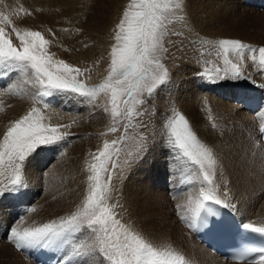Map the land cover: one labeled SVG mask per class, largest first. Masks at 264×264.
<instances>
[{"label": "bare ground", "instance_id": "6f19581e", "mask_svg": "<svg viewBox=\"0 0 264 264\" xmlns=\"http://www.w3.org/2000/svg\"><path fill=\"white\" fill-rule=\"evenodd\" d=\"M93 1L0 0V12L8 15L11 19L12 25L4 26L13 43L18 47L11 28L15 26L22 31L34 30L31 18L36 13L31 11V7L34 10H40L38 14L41 18L36 19L38 22L43 20L53 22L54 15H57L54 11L60 15H65L66 11L72 14L73 7H76L75 13L80 12L82 11L79 9L81 4L86 6ZM118 1L120 0H116V2ZM216 3L202 0L185 1L184 11L188 20L185 30L189 31L186 35H182L187 38L188 46L191 45L194 49H200L202 52L216 53L217 50L215 51L214 46H218L219 40L238 39L246 44L264 47V0H224L223 4ZM70 19L72 20V16ZM87 19L89 18L87 17ZM62 26L64 28L61 32L65 33L68 26L61 25L60 28ZM74 41H76L75 38L65 39L61 43L63 45L60 46L64 47L65 44L68 45ZM202 43H206L207 46L203 47ZM55 50L59 52L58 47ZM197 52L192 55L195 56ZM250 55L246 53L244 60H251ZM230 56L235 57L229 53V58ZM218 58H220L219 55ZM236 59L238 58L235 57ZM174 61L176 60L170 62ZM184 61L180 65L178 64V67H172L174 75L171 76L169 85H171L173 99L171 97L170 103L172 102L173 106L177 105V108L182 110L197 138L212 149L216 164L213 169L209 170L212 174L211 185L204 181L201 174L199 178L197 177V181L194 179L195 184L191 185V188L176 193L175 189L179 185L178 180L170 181L169 177L174 173L170 176L164 174L163 157L162 161L160 158V162H156L157 157L156 159L152 158V161L156 163L149 168L153 170H148L146 162L148 157L146 158L143 151L138 154L135 151L133 155L129 156L124 145L117 157V167L112 175L108 203L115 208L116 218L122 224L142 235L157 248L171 247L178 251L185 257L186 264H247L250 262H228L209 252L196 241L190 230L189 221L184 219L181 223L178 221V217L172 216V213L177 210L180 217L190 216V212H188L189 198H196L201 188L207 190L210 187L214 190L217 198L223 204H227L242 222L264 226V145L259 139L260 126L264 123V72L260 71L261 73H259L244 63L239 66L242 73L239 77L241 80L229 75L227 76L228 80L225 81L237 79L242 81L247 74H251L250 77H246V81H243L244 88L242 82L240 83L243 89H240V86L237 89H220L221 85L220 88H210L199 85L197 82L199 80L194 81L195 79L192 77L185 76V72L187 70L190 72L193 66L190 59ZM193 69L191 72L195 73L196 71ZM31 80L30 72L24 75L16 70L0 67V101L1 103L6 102L5 106L8 105L0 111V140L11 123L26 115L32 108L40 110L45 117L44 123L46 124L53 112L62 113L57 109H49V104L41 106L35 102L37 99L31 88ZM34 103L37 105L32 106ZM86 109L88 111V108ZM170 111L171 117H173V109ZM91 123L93 128L99 125L96 115L92 118ZM60 132L64 133L63 130ZM95 132L97 131L93 130L92 135L86 136L84 135L85 131L76 130V134L73 132L71 135L74 137L80 135L78 138L66 140L63 145H56L57 148L42 146L23 162L22 186L18 188L17 193L23 195L28 187L27 192H31L33 197L30 209H35V211L29 209L27 211L29 214L25 216L27 219H22L14 227L39 226L42 223L58 220L60 217L71 215L78 206L82 205L89 182L84 180V171L81 169L88 160L89 154L92 156L96 154L94 150H97L98 153L101 148V145L95 143L96 140L93 141L97 137ZM126 155L130 158L126 159ZM125 160H128L129 163L125 164ZM154 170L159 172L158 176H155L156 178L150 176ZM11 178L10 170L0 175V200L5 195L6 186L10 184ZM188 179L192 183V180ZM171 186L172 192L169 193L167 189ZM172 193L175 194V197L172 196ZM169 197H173V202H170ZM178 205L181 207L178 208ZM168 210L172 213L167 212ZM2 226L4 225L2 224ZM94 242L95 236L88 230L72 237V243L93 244ZM9 245L0 242L1 263L33 264L30 258H27L28 255L25 257L21 253L13 252ZM63 247L65 249H63V260L67 259V264H91V260L102 257L98 251L94 253L91 260L87 256L77 257L72 254L71 244H65ZM60 252L61 250H59ZM104 264H108V262Z\"/></svg>", "mask_w": 264, "mask_h": 264}, {"label": "snow or ice", "instance_id": "6c2138e0", "mask_svg": "<svg viewBox=\"0 0 264 264\" xmlns=\"http://www.w3.org/2000/svg\"><path fill=\"white\" fill-rule=\"evenodd\" d=\"M182 7V0H131L123 11L117 25L116 44L111 49V67L107 78L94 88H87L77 77L81 70L63 60H54L48 53L50 43L39 31L26 30L21 33L15 26L11 31L19 41L17 47L10 38L4 25H12L8 15L0 12V67L16 70L24 75L31 72L32 83L42 89L40 96H50L54 92L78 93L81 96L95 98L98 92H104L111 98V114L121 115L120 102L127 107L126 115L132 117L135 105L145 101L137 99L146 88L150 95L156 87L163 84L168 76L167 69L159 59L164 38L166 14ZM219 55L223 57L224 76L239 78L242 73L239 64L229 58V53L243 62L245 54L264 67V47L258 49L238 39L218 41ZM221 69L216 70L217 76ZM211 78V77H210ZM45 117L38 108H32L26 115L11 123L0 140V175L10 170L12 178L6 186L15 191L22 186L23 162L42 146L55 145L65 139L66 134L59 128L44 123ZM110 131H117L112 128ZM264 132V128L261 129ZM168 143L180 151L191 163L197 165L205 182L212 183L209 170L216 164L211 148L201 143L192 131L188 120L180 113L168 119L166 125ZM118 141L105 142L103 148L93 155L87 170L91 173L88 191L82 205L67 217H60L32 227H14L10 240L17 249L62 247L71 244L74 256L93 257L97 251L108 264H186L185 257L171 247L157 248L142 235L129 229L116 218L115 208L108 203L111 193L113 171L117 163L113 157H119ZM144 145L136 147V154ZM129 156L133 153L129 152ZM129 163L128 160L124 161ZM111 165V167H109ZM106 177V178H105ZM222 202L212 188H201L196 198H189L190 216L182 217L189 221V227L197 228L202 214H214L212 205ZM181 207L178 205V208ZM227 207V204L224 205ZM35 211V209H30ZM245 229L264 234V226L245 224ZM88 230L95 236L93 244L72 243V237ZM254 253L258 260L253 264H264V247H249L238 253L236 259L245 261ZM91 264H95L91 260Z\"/></svg>", "mask_w": 264, "mask_h": 264}, {"label": "rangeland", "instance_id": "374dc122", "mask_svg": "<svg viewBox=\"0 0 264 264\" xmlns=\"http://www.w3.org/2000/svg\"><path fill=\"white\" fill-rule=\"evenodd\" d=\"M185 1L186 0H182L181 8L175 9L173 12L166 14V20L164 22L165 27L162 29L165 35L162 41L163 50L159 54V59L163 64L164 68L167 69L168 72L167 79L163 84L156 87L155 90L150 95L148 94L146 88L142 91L141 94L138 95L137 99H142L145 102L142 105L139 104L135 105V111L132 117H128L126 115L128 106L124 105L123 100H121L120 102L121 115L118 117H113L111 114L110 95L104 92H98L97 96L94 99L86 96H81L78 93L54 92L52 95L56 97L55 104H53L55 102L54 96H45V97L54 98V102L50 103L49 105L42 104V102L37 103L35 101L37 104L41 106L48 105V107H50L49 109L51 110L57 109L60 112H62V113L53 112L50 116V119H48L47 124H50L51 126L53 125L54 127L64 126V127H60L59 131L63 130L64 133L67 134V136L63 141L55 145H48V147L57 148L55 147L56 145H63V142H65L66 140L70 141L72 140V138L73 139L78 138L80 135L75 137L71 135V133L73 132L76 134V130L85 131L86 133L84 135L86 136L92 135L93 130H95L98 132V133L95 132L98 138L97 137L94 138L93 141L96 140L95 143L101 145L100 150L103 148L105 142L111 144V142L114 140L118 141L116 147L120 149V152L123 146L124 145L126 146L127 148L126 153L127 152L135 153L136 147L139 144H143L144 150L142 151L146 156V158L148 157L146 161L148 170H153L149 168L153 167L156 162H160L159 161L160 158L162 161V157H163L165 164L164 174L166 173L170 176V174L172 175L174 173V175L169 177L171 182L176 181L175 177L177 176L179 185L175 189L176 193H178V191H183V189L185 191L186 189L191 188V185L195 184L194 179L195 181H197V179L201 176V172L199 173L200 171L199 167L193 163H190V161L186 157L182 156V154L178 149L173 148L169 145L168 137L166 133V125L168 119L171 118V111H170L171 109H173V115L178 112L184 116V113L182 112L181 109L177 108V105L173 106V103L172 102L170 103L171 97L173 99V96L171 94L173 92H171V88H170L171 85H169V82L172 79L171 76L174 75L172 67H178L181 63L185 62L184 61L185 59H190L193 62V63L190 62L191 65L193 66L192 69L195 68L193 70H195L196 72L194 71L195 73H192L191 72L192 69H190V72H188L187 70L186 71L187 73L185 72V76L187 75L188 77H192V79H195L194 81L199 80L197 82L199 83V85H202L203 87L220 88L222 86L220 89H226V88L237 89L239 88V86L240 89H243L244 88L243 81H246L247 80L246 77H250L251 74L250 75L247 74L245 79H243L242 81H239V79L241 80V78H239L234 81L231 80L225 82L228 79L227 77L224 76L223 72H220L219 76H217L216 74V70L218 68L221 69V71L225 68V65L223 63V57L218 54L219 49H217L218 48L217 45L214 46L215 51L217 50L216 53L202 52L200 49H194L193 47H191V45L190 46L187 45L188 44L187 38L182 35V34L186 35L187 32L189 31V30L187 31L185 30L186 26L188 25L187 22L188 20L184 11ZM202 1L204 2L213 1V4H215L216 2L217 3L221 2V4H223L222 2H224V0H219V2L218 0H207V1L202 0ZM130 2L131 0H120L118 2H116V0H94L93 2L88 3L86 6L84 4H81L82 6H80L79 9H82V11L80 12L78 11L75 13L76 7H73L72 14H69L68 11L66 10H65L66 11L65 15H60V13L54 11L57 15H54L55 20H53V22H48V20L47 21L43 20L41 22H38V20L36 19L41 18V16H39L38 14L40 10L39 9L34 10V8L31 7V11L33 10L36 13L31 18L32 27L34 29L32 31H39L40 33L43 34V36L47 40H49L50 43L46 47L48 53L53 56L54 60H63L69 65L79 68L81 70V74L77 77V79L81 83H84L87 88L91 89L102 83L109 74L111 67V49L116 44L115 36L117 32V25L119 24V21L122 18L123 11L126 9L127 5ZM71 16H72V20L70 19ZM87 17L89 19H87ZM61 25L68 26V29H66L65 33L61 32L62 29L64 28L63 26L62 28H60ZM20 31L21 33L24 32L22 30ZM67 32L69 33L68 35ZM74 38L76 39V41L70 42V44L68 45L65 44L64 47L60 46L63 45L61 44L63 43L62 42L63 40L65 39L71 40ZM15 40H17V45L19 47L20 45L18 39L15 38ZM203 44L204 43H202L203 47L207 46L206 43L204 45ZM52 46L53 49H51ZM252 46L257 49L260 47L259 45H252ZM56 47L59 48L58 50L59 52L55 50ZM55 52L57 55L55 54ZM196 52L197 54L193 56ZM218 55L220 58H218ZM256 55H257V62L255 63L252 60H243V62H241L239 61V59L235 60V57L230 56V58L234 63L239 64V66L241 64L246 63L250 65L249 68L256 69L257 72L263 73L264 67L260 66L258 63L259 53L257 52ZM172 60H176L177 62L176 61L170 62ZM32 80H31V88L33 93L37 95L42 89L39 87V85L32 83ZM236 81L237 83H234ZM240 83L243 85L242 86L243 88L241 87ZM225 84L227 85L225 86ZM235 84L237 85V87ZM36 103H34L32 106H36L37 105ZM5 105L6 102L1 103L0 101V107H2L0 108V111L4 110V108L8 106ZM86 108H88V111ZM58 115L60 116L57 117ZM95 115L97 116L99 125L93 128V124L91 123V121L92 118L95 117ZM112 128H116L117 131L115 132L110 131ZM201 141L202 140H200V142ZM126 143H128V145H126ZM94 152L97 153V150H94ZM92 156L91 154H89L88 160L85 162L83 168L81 169L84 171V180L86 182H89L87 177L91 175V173L87 170V168L88 165L91 163ZM156 157L158 158V160L156 162H153L152 158L156 159ZM129 158L130 157L126 155V159ZM113 160L117 163L116 156L113 157ZM191 166H193L194 168ZM109 167H111V165H109ZM197 172L198 175H196ZM151 173L150 176L156 178L159 172H156V170H154ZM185 177L187 180L185 179ZM182 178H184L185 180L184 179L182 180ZM188 178L192 180V183L189 182ZM17 190L15 191L7 190L5 195L1 197L2 200H0V202L2 201L0 203L1 206L0 239L2 238L0 242L10 244L9 248L11 247L10 248L11 250H13L15 246L14 243L10 240L11 230L22 219H24L27 214H29V212L27 213V211H29L30 209V205L33 198L31 192H27L28 187L26 188V191L23 195H19L17 193ZM21 190L23 191L22 187ZM167 190L169 191V193H171L172 186L169 187ZM172 196L175 197V194L172 193ZM172 198L169 197L170 202H173ZM22 206L25 207L23 211H21ZM19 208L21 212L19 211ZM169 211L170 210H168L167 212ZM170 212L172 213V211ZM162 214L161 216H163ZM172 216H176V218L178 217V221L181 223L184 220L182 219V217H180V214L177 210L173 211ZM2 224L4 226H2ZM7 224L9 225L7 226ZM63 251H61L60 253H62ZM13 252H15V250H13ZM22 255L27 257V254L25 253ZM27 258L29 259V257ZM94 262L95 264H99V262L100 264L107 263L103 257H99V259L97 260L94 259ZM0 264H3L1 263V260H0ZM247 264H252V263H247Z\"/></svg>", "mask_w": 264, "mask_h": 264}]
</instances>
